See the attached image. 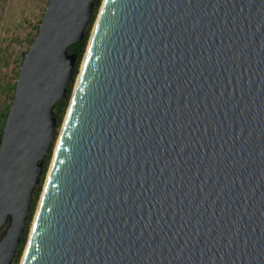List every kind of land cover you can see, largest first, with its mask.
Returning a JSON list of instances; mask_svg holds the SVG:
<instances>
[{"label": "water", "instance_id": "water-1", "mask_svg": "<svg viewBox=\"0 0 264 264\" xmlns=\"http://www.w3.org/2000/svg\"><path fill=\"white\" fill-rule=\"evenodd\" d=\"M95 0H48L0 140L11 264ZM20 264H264V0H102Z\"/></svg>", "mask_w": 264, "mask_h": 264}, {"label": "rangeland", "instance_id": "rangeland-1", "mask_svg": "<svg viewBox=\"0 0 264 264\" xmlns=\"http://www.w3.org/2000/svg\"><path fill=\"white\" fill-rule=\"evenodd\" d=\"M47 1L48 0H0V120H1V114L7 112L10 106L11 97L15 86V80L19 71L20 64L23 59V52L30 45V39L36 31L37 24L41 19ZM101 3L102 0H100V4L96 9L95 17L89 31V37L91 35L92 28L95 23ZM85 51L79 61L78 70L74 78L71 93L73 91L76 78L78 76L82 64V60L85 55ZM71 93L67 105L62 113L60 124L56 131V136L53 142L52 151L49 156L45 174L43 176L36 205L33 214L31 216V219L29 221L26 241L17 264H20L25 249V245L29 236L33 217L41 196L46 174L54 152L57 137L60 132L62 123L64 121V117L67 113ZM3 230H4V226L0 228V237Z\"/></svg>", "mask_w": 264, "mask_h": 264}, {"label": "trees", "instance_id": "trees-1", "mask_svg": "<svg viewBox=\"0 0 264 264\" xmlns=\"http://www.w3.org/2000/svg\"><path fill=\"white\" fill-rule=\"evenodd\" d=\"M99 4H100V0H95V7H94L93 13L91 15V18L89 20V23L86 26L83 38L79 42L72 43V44H70L68 46V51L69 52H76L77 60H76V63H75L74 69H73L71 82L68 85V88H67V91H66V95L64 96L63 99L57 101L55 103V105H54V108H55L54 114L56 115V118H57L56 131H57V128H58V126L60 124V121H61V118H62V113H63V111H64V109H65V107L67 105V102H68V99H69V96H70V93H71V89H72V85H73V82H74V78H75V76L77 74L79 61H80V59H81V57H82V55H83V53H84V51L86 49V45H87L88 38H89V31H90L91 25H92L94 17H95L96 9L98 8ZM38 24H37V28H36V31H35L34 35L30 39V43L32 42L34 36L37 33ZM26 51H27V49L23 52V57H24ZM12 96H13V94H12ZM11 99H12V97H11ZM6 114H7V112L1 114L0 140H1L2 128H3V124H4V120H5ZM56 131H55V135H54V137L52 139L51 145H50V147H49V149H48V151H47V153H46V155L44 157L43 168H42V173L40 175V180H39L38 184L34 188L33 197H32V201H31V204H30V209H29V212L27 214V220H26V223H25V226H24V231H23V233L21 235L20 242H19V244L17 246V250H16L15 256H14L11 264H17V262H18V260L20 258L22 249L24 247V244H25V241H26V235H27L29 221L31 219V216L33 214V211H34V208H35V205H36V201H37V197H38V194H39V191H40V187H41V184H42L43 176L45 174V171H46V168H47V164H48V160H49V156H50L51 151H52V146H53V142H54V139H55V136H56ZM4 228H5V225H4ZM3 232H4V230H3ZM3 232H2V234H3ZM2 234H1V236H2Z\"/></svg>", "mask_w": 264, "mask_h": 264}, {"label": "bare ground", "instance_id": "bare-ground-1", "mask_svg": "<svg viewBox=\"0 0 264 264\" xmlns=\"http://www.w3.org/2000/svg\"><path fill=\"white\" fill-rule=\"evenodd\" d=\"M94 26H95V23H94V25H93V28H94ZM93 28H92V31H93ZM92 33V32H91ZM83 61H84V58H83V60H82V64H83ZM82 64H81V66H82ZM77 78H78V76H77ZM76 78V79H77ZM66 115H67V113H66ZM66 115H65V117H64V120H65V118H66ZM64 122V121H63ZM62 125H63V123H62ZM62 127V126H61ZM60 131H61V128H60ZM59 134H60V132H59ZM59 134H58V137H59ZM57 137V138H58Z\"/></svg>", "mask_w": 264, "mask_h": 264}, {"label": "flooded vegetation", "instance_id": "flooded-vegetation-1", "mask_svg": "<svg viewBox=\"0 0 264 264\" xmlns=\"http://www.w3.org/2000/svg\"><path fill=\"white\" fill-rule=\"evenodd\" d=\"M55 109V108H54Z\"/></svg>", "mask_w": 264, "mask_h": 264}]
</instances>
